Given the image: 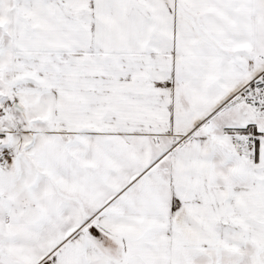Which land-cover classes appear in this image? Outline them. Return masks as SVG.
Here are the masks:
<instances>
[{
	"label": "snow or ice",
	"instance_id": "6c2138e0",
	"mask_svg": "<svg viewBox=\"0 0 264 264\" xmlns=\"http://www.w3.org/2000/svg\"><path fill=\"white\" fill-rule=\"evenodd\" d=\"M0 264H264V0H0Z\"/></svg>",
	"mask_w": 264,
	"mask_h": 264
}]
</instances>
